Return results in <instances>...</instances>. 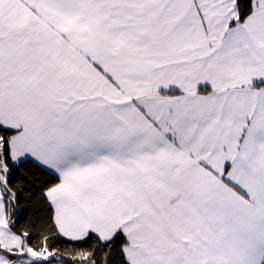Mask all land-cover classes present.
<instances>
[{
	"label": "snow or ice",
	"instance_id": "1",
	"mask_svg": "<svg viewBox=\"0 0 264 264\" xmlns=\"http://www.w3.org/2000/svg\"><path fill=\"white\" fill-rule=\"evenodd\" d=\"M0 264H264V0H0Z\"/></svg>",
	"mask_w": 264,
	"mask_h": 264
}]
</instances>
